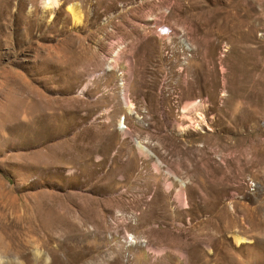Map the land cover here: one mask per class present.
<instances>
[{"label": "rangeland", "instance_id": "374dc122", "mask_svg": "<svg viewBox=\"0 0 264 264\" xmlns=\"http://www.w3.org/2000/svg\"><path fill=\"white\" fill-rule=\"evenodd\" d=\"M43 1L0 0V264H264V0Z\"/></svg>", "mask_w": 264, "mask_h": 264}, {"label": "bare ground", "instance_id": "6f19581e", "mask_svg": "<svg viewBox=\"0 0 264 264\" xmlns=\"http://www.w3.org/2000/svg\"><path fill=\"white\" fill-rule=\"evenodd\" d=\"M51 3V1L50 0H44L43 1V4H45V5H47V4H50ZM68 12L70 13V15L72 16V19H73V22H74V24H78V22H80V12H79V9H78V7L77 6H74V5H70L69 7H68ZM208 60V59H207ZM211 61V60H210ZM203 67H205V66H203ZM214 67V66H213ZM214 70V69H213ZM221 71H223V67L221 68ZM196 102V101H195ZM194 102V103H195ZM197 103V102H196ZM127 107H128V109H129V111L131 112V105L128 103L127 104ZM118 127L121 129V131H122V133L124 134V135H129V130H128V128L125 126V124H124V122H122L121 120H119L118 121ZM124 127V128H123ZM136 144V146L138 147V150L140 151V153H144V154H147V151H145L144 149L145 148H143L139 143H135ZM179 200H181L182 201V197H183V195L180 193L179 195ZM4 243H5V241H4ZM175 243H176V241H175ZM235 243H236V245H239L240 243H242V240H236L235 241ZM10 245V244H9ZM8 245V246H9ZM0 248H3L2 250L4 251V252H7L8 250H7V247H6V245L5 244H1V242H0ZM1 250V249H0Z\"/></svg>", "mask_w": 264, "mask_h": 264}]
</instances>
